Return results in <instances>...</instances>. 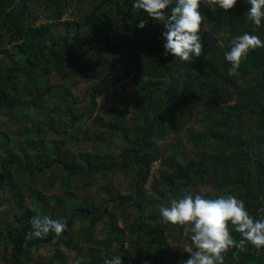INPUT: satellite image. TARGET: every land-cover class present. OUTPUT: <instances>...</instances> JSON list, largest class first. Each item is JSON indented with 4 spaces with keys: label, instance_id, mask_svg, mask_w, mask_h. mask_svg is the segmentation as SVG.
Listing matches in <instances>:
<instances>
[{
    "label": "trees",
    "instance_id": "1",
    "mask_svg": "<svg viewBox=\"0 0 264 264\" xmlns=\"http://www.w3.org/2000/svg\"><path fill=\"white\" fill-rule=\"evenodd\" d=\"M249 7L246 0H237L227 12L201 7V55L180 61L162 55L163 26L134 10L131 0H0V114L15 120V111L23 107L31 113L29 107L38 112L52 104L51 111L59 113L52 74L64 82L66 92L73 78L95 81L82 97L88 102L84 112L70 115L74 121L94 116L102 133L96 145L105 148L102 155L82 154L78 160L62 142L51 141V152L43 154L40 148L33 166L26 148H10L7 138L0 143L7 155L0 158V191L15 201L13 213L0 221V250L8 253L10 264H65L60 250L48 260L35 256L42 246L59 243L83 252L81 264H102L117 255L121 264H183L189 253L170 244L174 228L159 208L186 193L210 199L233 195L253 219L264 217V48L250 50L235 73L224 59L245 31L264 40V20L253 25L245 15ZM141 19L147 21L144 29L136 27ZM129 77L134 89L119 96V85ZM112 88L114 101L123 107L101 115L97 99ZM63 99L72 106L70 95ZM24 120L30 121L27 114L17 121ZM191 122L199 131L189 134L191 148L183 150L178 137ZM50 123L44 129L34 122L32 128L23 127L22 144L47 148L49 130L59 134L67 126ZM170 137L178 138L173 147L160 148ZM114 138L124 143L117 153L110 152ZM154 163L158 166L152 172ZM53 167L67 175L63 186L78 178L96 185L100 195L49 198L54 204L48 210L46 197L19 181L27 177L34 183ZM117 174L129 178L126 191L108 184ZM205 187L209 192L202 194ZM33 216L62 220L66 228L59 235L25 239ZM102 220L106 237L100 240L93 230ZM179 226L186 232L185 225ZM229 231L241 239L233 226ZM190 235L187 231L189 240ZM222 255L223 264H264V247L247 242Z\"/></svg>",
    "mask_w": 264,
    "mask_h": 264
},
{
    "label": "clouds",
    "instance_id": "2",
    "mask_svg": "<svg viewBox=\"0 0 264 264\" xmlns=\"http://www.w3.org/2000/svg\"><path fill=\"white\" fill-rule=\"evenodd\" d=\"M246 2L250 7L245 15L253 25L260 26L264 20V0ZM236 3L237 0H131L134 10H142L149 19L163 26L162 55H171L180 61H190L201 55V7L227 12ZM146 23L141 19L136 27L144 29ZM257 48H264V40L245 31L235 38L230 49L224 53V59L235 73L249 51ZM159 213L164 221L186 225L191 233V245L185 244L183 249L189 253V258L183 264H223L222 253L232 247L239 249L245 242L257 249L264 247V217L253 219L244 202L233 195L210 199L186 193L181 198L170 200L169 206H161ZM29 223L31 230L26 233L25 239L42 238L49 232L59 235L66 228L62 220L48 216H33ZM229 225L240 234L239 241L230 234ZM102 264H121L120 256L105 258Z\"/></svg>",
    "mask_w": 264,
    "mask_h": 264
},
{
    "label": "rangeland",
    "instance_id": "3",
    "mask_svg": "<svg viewBox=\"0 0 264 264\" xmlns=\"http://www.w3.org/2000/svg\"><path fill=\"white\" fill-rule=\"evenodd\" d=\"M77 78V77H76ZM73 78L70 81L71 89L69 92H66V87L64 86V82L59 78V76L52 74L50 77V83L53 85L52 94L54 95V101H60V107L62 108L59 113H54L51 111L52 107L56 105L46 106L43 110L36 111L29 107L31 113H27L25 107L22 110L15 111L14 118L10 119L4 113L0 114V143H3L7 138L9 140V147L15 149L17 146H21V148H26L28 152V160L29 162L35 166L37 161H39L38 156L42 153L49 154L51 152V141H59L62 142L63 148L70 152L74 157L78 160L81 159V155H86L87 153L91 154H103L105 151L104 147H100L96 145V141L100 138L99 136L102 133L99 131L100 128L96 126V122L94 121L93 117H85L82 120L74 121L70 114H75L81 116V113L84 112L85 106L88 105L87 100L81 101L82 97L86 95L87 90L95 83V81L85 80V79H76ZM122 89L119 96L128 95L132 92L135 87V81L132 80V77H129L124 82L119 85ZM113 90L107 91L104 95L97 99V104L99 109H102L101 115L105 113V111L111 108L116 107H123L122 102H115V96H113ZM70 95V101L72 102V106L69 103L64 101L65 95ZM118 96V95H117ZM31 98L28 97V101ZM57 103V102H56ZM58 105V104H57ZM86 112V111H85ZM29 116V120L24 121H17L23 119L25 115ZM104 119H108L106 115L103 116ZM52 122L55 128H59L60 125H66L59 134L49 130L48 135H46V141L44 144L47 148L41 147L36 145V147H30L28 145L22 144L24 141V135L20 132L23 127H31L32 123L38 124L42 129L48 128V125ZM67 131V132H65ZM199 131V125L197 123L191 122L188 124L184 129L181 131V134L178 137L180 139L181 149L189 150L190 144L187 142L188 136L192 132ZM178 138L170 137L167 138L165 141L160 142V148L166 149L173 147ZM36 142L37 140L34 139ZM124 147V143L120 138H114L113 146L111 145L110 152H119ZM42 149V151L40 150ZM102 149V150H101ZM115 149V150H114ZM114 150V151H113ZM7 155L4 153L2 149H0V158L6 159ZM157 166L156 163L153 164ZM15 170L13 169V172ZM67 175L60 172L58 167H53L51 169H46L45 173L38 176L35 182L31 181V178L21 177L19 184L25 183V187L27 188L28 185L32 184L37 191L41 192L45 197V201L47 203L48 210L54 204L53 200H49V198L53 197H64L67 198L71 197V201L75 199H82V198H91L96 199L98 198V191L96 185H90L89 182H81L80 179L74 178L70 182V186L66 187L63 186L61 182ZM129 178L125 177V175L117 174L115 176H110L108 184L114 186L115 188L121 189L122 191H126L127 189V182ZM84 183V184H83ZM107 184V183H105ZM80 186L81 188L77 187ZM78 189H77V188ZM200 192L202 194L209 192L207 187L200 188ZM22 197L25 198L26 204H31V199L27 191L21 193ZM100 195V194H99ZM102 197V196H101ZM48 201V202H47ZM51 201V202H50ZM15 201L11 198L8 192L0 191V221H4L7 219L6 213L12 214L14 209ZM36 204H32V207H35ZM5 214V215H4ZM122 225V222H120ZM81 224L77 223V228H79ZM105 226V221L102 220L97 224V226L93 230V235L100 240H103L106 235L103 234V227ZM171 226L174 228L172 230L173 237L169 239L170 244L174 247L175 251H178L181 254H187V252L183 251L184 245L190 244V240L186 237V232L188 231V227L185 225L186 232L184 231L181 233L179 225ZM189 232V231H188ZM79 241V238L75 240V244ZM84 248V246H83ZM60 250L62 251L63 255L65 256V264H81L83 260V252L82 255L77 254L75 251L68 250L63 243L59 244H51L48 246H42L38 251L35 252V256H39L43 259L48 260L49 258L54 257L55 251ZM8 253H2L0 250V264H10Z\"/></svg>",
    "mask_w": 264,
    "mask_h": 264
},
{
    "label": "built area",
    "instance_id": "4",
    "mask_svg": "<svg viewBox=\"0 0 264 264\" xmlns=\"http://www.w3.org/2000/svg\"><path fill=\"white\" fill-rule=\"evenodd\" d=\"M156 164H157V166H158V163H156ZM157 166H154V165H153V167H152V172H155V171H156Z\"/></svg>",
    "mask_w": 264,
    "mask_h": 264
}]
</instances>
